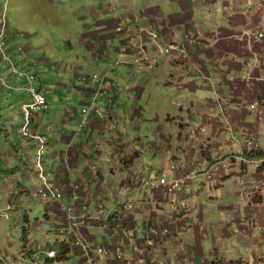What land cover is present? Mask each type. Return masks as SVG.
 I'll return each mask as SVG.
<instances>
[{"label":"crops","instance_id":"0c3cea01","mask_svg":"<svg viewBox=\"0 0 264 264\" xmlns=\"http://www.w3.org/2000/svg\"><path fill=\"white\" fill-rule=\"evenodd\" d=\"M9 4L0 0V10ZM12 7L14 33L8 42L19 46L18 34H31L13 57L15 63L22 67L35 54L29 65L64 67L67 84L54 81L51 87L60 86L79 99L73 110L63 105L59 111L50 104L51 87L38 77L36 86L48 108L33 114L32 129L48 139L46 169L64 188L66 203L73 202L76 190L77 210L84 204L85 212L95 215L103 206L113 222L122 223L108 232L91 223L83 230L92 247L106 249L91 256L95 264H264V163L243 143L258 137L264 154V124L258 122L264 106L257 105L258 100L264 105V39L249 44L232 37L264 25V0H12ZM143 29L154 30L163 46L185 44L191 35L187 58L161 57L152 40L141 34ZM195 32L200 36L194 40ZM128 42L145 44L154 59L152 68L137 70L127 64L132 48L124 53L120 48ZM41 48L74 55L66 56L71 62H60L53 54H39ZM4 68L2 64V76L9 74ZM82 74L112 79L117 93L93 103L91 93L100 78L86 84ZM26 84L13 78L16 88L0 87V203L12 206L8 218L13 216L0 220V226L8 227L6 232L15 227L19 240L17 253L11 255L16 249L7 238L0 251L6 260L0 264H16L17 255L26 245L32 249L33 242L41 248L35 249L38 253L73 242L69 232L57 235L64 224L58 205L40 202L34 196L37 186H27L28 179L34 186L38 180L31 168L35 142L20 131L19 109L30 101ZM110 98L117 108L98 120L95 109L107 108ZM83 119H88L86 127H81ZM216 162L211 187L201 175L178 195L146 186L140 190L129 181L138 167L157 182L172 164L177 168L168 172L169 178L193 164L209 169ZM129 200L136 203V212L120 208ZM34 201L54 224L43 243L22 238L26 226L39 225L25 211L39 205ZM152 225L169 226L171 233L157 246L158 263H139L143 256H136L132 247L143 243L131 232ZM87 257L71 247L59 264H88Z\"/></svg>","mask_w":264,"mask_h":264},{"label":"built area","instance_id":"2783aa9c","mask_svg":"<svg viewBox=\"0 0 264 264\" xmlns=\"http://www.w3.org/2000/svg\"><path fill=\"white\" fill-rule=\"evenodd\" d=\"M13 33L14 32L9 26L8 10L5 5L0 10V66L4 64L6 66L4 69L8 70L9 74L2 76L0 71V87L3 89H11L13 87V78L16 80L25 79L27 81V84L23 89L26 94L30 96V101L25 102L20 106L19 113L21 114L22 118L20 130L23 137L32 138L36 143L32 165V170L35 172L39 182L36 190V196L46 203L57 204L60 206L62 212L65 214L63 228L60 231L61 234L64 235L65 230H68L72 236L73 244L76 250L81 254L88 256L87 258L90 261L92 254L104 253V250L101 248L92 247L87 242V239L83 237L82 232L90 223L99 225L102 228H107V223H109L111 215L105 212L102 207H100V211L97 215H89L85 212L86 206L84 204H82L80 209L77 210L74 202L78 198L76 190L75 194L72 195L73 202L66 203V194L64 188L60 182L52 179L50 173L45 169L43 154L46 151L47 138L40 133L33 132L31 127L33 114L36 112L45 111L48 108V101L46 96L34 87V81L36 80L37 76L33 73V65L31 64L26 68H22L13 61V57L16 55V53L23 50V46H12L11 43L8 42V40L13 36ZM141 34H146V36L151 35L153 38L156 37L153 32L145 29L142 30ZM234 37H236L237 40L247 39L249 43L261 41L264 39V25H262V27L256 31H246ZM187 39L190 42L192 37L188 36ZM128 47H131L133 51V64L138 68L146 67L150 62V55L148 54L144 43L128 42V45L124 46L122 51L126 52ZM185 47L186 46L184 45L170 44L168 46L159 48L162 55L177 58L178 56H188ZM80 77L83 82H88L90 79L89 75H80ZM93 77L97 78L98 76L93 75ZM14 88H16V86ZM113 94H116V88L113 81L107 77L102 78L100 81V86L91 93L92 102L94 103L99 98L111 97ZM116 107V102L110 98L108 100L107 108L95 109L97 113L96 118L103 121L102 119L108 117V111L113 110ZM93 109L94 107L92 106L88 111H85V117ZM258 120L264 123V113L259 115ZM87 121L88 119H83L81 122V127H86L88 124ZM244 143L246 148L251 152L259 149L257 138ZM262 162H264V159ZM217 169H219V162L212 164L209 169L201 168V166L198 165H192L188 170L186 169L184 172H182L178 178L174 179L169 178L167 174L168 172L165 171L162 174L159 183L152 184L151 188H167L178 193L186 184L192 180L200 178L201 175H204L207 178H212L213 172H215ZM127 203L128 202L124 203V207L127 205ZM170 233L171 230L169 226H150L148 228L140 229L136 234L137 238L142 239L145 235H147L148 242L145 248L143 247L144 244H142V246L139 245L132 247L136 256L139 255L143 256L144 258H138L137 262L142 263L144 260L149 259L153 263H158V259L156 258L155 254L157 246H159L163 242L164 237L169 236ZM45 254H47L49 257L55 256V253L52 251L45 252ZM117 258H121V256L117 254ZM18 261L19 264H25L20 260V257ZM29 264H37V261L32 258L29 260Z\"/></svg>","mask_w":264,"mask_h":264},{"label":"rangeland","instance_id":"374dc122","mask_svg":"<svg viewBox=\"0 0 264 264\" xmlns=\"http://www.w3.org/2000/svg\"><path fill=\"white\" fill-rule=\"evenodd\" d=\"M11 1V4H9V21H10V24L12 25V27H13V25H14V22H13V19L15 20V15H16V11H15V8H13L12 7V0H10ZM12 8H13V10H12ZM12 15V20H11V16ZM21 16H23L24 17V13L22 12L21 13ZM23 20H25L24 18H23ZM24 26V28L23 29H25V27H26V25H23ZM195 26H197V25H195ZM198 27H196V29H197ZM247 31V30H246ZM245 31V32H246ZM254 31H256V30H254ZM24 33H28V36L27 37H22V36H20V34H18V36L20 37V41H19V44L21 45V46H23L24 45V43L26 42L25 40H28V38H29V35H31L27 30H24L23 31ZM199 34V33H198ZM234 36L235 35H233L232 37L234 38ZM140 40V39H139ZM187 41H188V39H186ZM195 40V39H194ZM25 41V42H24ZM189 42V41H188ZM192 43V42H191ZM39 54H45L47 57H50L51 56V54H53L55 57H57L58 58V61H60V62H71L69 59H67L66 58V56L68 55V53L69 54H73L74 52H72V51H69L68 53L67 52H65V51H62V52H60V51H44V49L43 48H41V51H39L38 52ZM74 55V54H73ZM37 58V56L34 54V56H33V59L31 58V59H29V58H27V59H25V63H23L24 64V66H22V68H26V67H28L29 66V64H30V62H32L33 63V61H34V58ZM14 61V60H13ZM50 62H55V60H54V58H52V60H49ZM15 62V61H14ZM5 66V65H4ZM35 66V65H34ZM33 66V68H32V70H33V73L34 74H36V80L34 81V87L36 88V89H38V87L36 86V83L37 82H39V80H38V77H40V79H42V80H44V81H46V85H48V86H50L51 87V85H54L53 84V82L54 81H60V82H62L64 85H66L67 84V80H65V78L63 77V74H65V73H67V69H64V67H62L60 70L55 66V65H53V67L51 68V69H45V70H41V69H43L42 67L40 68V67H38V65L36 66V67H34ZM6 67V66H5ZM67 67V66H66ZM41 71H45V72H41ZM41 72V73H40ZM38 74V75H37ZM83 75V74H82ZM134 75H135V72H134ZM162 77H164V75H162ZM98 78L99 77H97V78H94L93 76H90V79H89V81L88 82H84V83H86V84H89L90 83V81L91 80H98ZM160 81V89L161 90H163L164 89V82H163V80H159ZM52 92V93H51ZM49 93H51V95H49V96H51L50 97V104H53V105H55V107H57V109L59 110V111H63V105H66L67 107H69V109H71V110H73L74 109V107L78 104V101H79V99L77 98V96H74V95H71V93L70 92H68L67 93V91L64 89V88H62V87H60V86H57V87H51V89H50V92ZM62 96H64V98H62V100H60L61 99V97ZM260 101H263V99H260ZM258 103L259 104H257L258 106H264V105H261V103L259 102V100H258ZM167 109H168V107H167ZM260 113L261 114H263L264 113V109H262L261 111H260ZM259 117V116H258ZM258 122H260L259 120H258ZM260 123H262V122H260ZM262 124H264V123H262ZM255 138H257L258 139V143H259V149L258 150H256V151H252V152H260L261 151V147H260V139L258 138V137H253V139H255ZM253 139H246V140H243V143L244 142H249L250 140H253ZM244 146H245V143H244ZM246 147V146H245ZM246 150L247 151H250V150H248L247 148H246ZM46 153V152H45ZM44 153V154H45ZM262 153V152H261ZM44 154H43V158H44ZM264 159V156H261V157H258V158H256V161L259 163V164H263L264 162H262V160ZM32 173V172H31ZM33 174V173H32ZM35 177H36V175H35V173L33 174ZM23 176H24V174H23ZM52 176V175H51ZM36 180H37V178H36ZM129 181H133L134 182V179H133V177H131L130 176V180ZM27 186L29 187V188H32V189H34L37 185H33V183L31 182V180L30 179H28L27 180ZM41 202V201H40ZM34 203L35 204H37V203H39L38 201H34ZM10 205V204H9ZM135 205H136V203L134 202V200H129L128 201V203H127V205L124 207V204L123 205H121V207L120 208H122V209H124L125 210V212H136L135 211ZM8 206V205H7ZM5 204H2V203H0V220H8V221H10L11 219H12V217L11 218H8V217H10V215H11V213H12V211L11 210H9L11 207H9V209L8 210H6V207H7ZM31 211H28L27 209L25 210L26 211V213L30 216V220H31V223H34V221L36 220V221H38L39 222V225H35L34 224V226L35 227H40V229H38V230H34L35 229V227L33 228V229H28V227L26 226V229H27V236L26 235H24V240L25 239H27V241H32V239H36V240H39V241H41L42 243H43V239L45 238V235H48V234H46V232H47V230H49V229H51V228H53V226H54V224L51 222V221H49V220H45L44 219V210H43V206L41 205V203H39V205H31ZM21 211H24V210H21ZM6 222V221H5ZM24 225V224H23ZM114 225H117V226H122V223L120 222V221H118V222H113V220H111L110 219V221H109V223H107V228H102L105 232H108L109 230H111V228L112 227H114ZM152 226H159V225H152ZM15 229V227H11L9 230H10V232H6L7 230H8V227H3V225H1L0 226V251H3V248H6L5 246H6V240H7V238H9L10 239V241L11 242H13L14 244V247H15V249H16V252H10L11 253V255L12 254H15V253H17V251H18V242H19V240H18V238H17V236H14V234L16 235L17 234V231L16 230H14ZM142 229V228H141ZM144 229V228H143ZM12 230H14V232H12ZM59 230H60V228H58V232H59ZM140 229H135L134 231H133V233H132V236H136V234L138 233V231H139ZM31 231V232H30ZM34 231V232H33ZM14 233V234H13ZM27 237V238H26ZM52 237V236H51ZM47 239V238H46ZM50 239V238H49ZM50 241H52V240H50ZM53 241H54V239H53ZM141 241H142V243L144 244L143 245V247L145 248L146 247V245H147V242H148V236L147 235H145L142 239H141ZM8 245V244H7ZM32 246H33V250H35V249H38V250H40L41 248L38 246H36V242H33L32 243ZM142 246V245H141ZM232 246H235V247H238V244L236 243V242H233V244H232ZM26 247L28 248V249H30V247H28L27 245H26ZM103 250H104V252L106 251V249L105 248H103ZM37 252V251H36ZM38 253V252H37ZM38 254H42V252H39ZM22 255V253H20L19 255H17V258H19L20 256ZM92 255H94V254H92ZM91 255V256H92ZM2 257H5V256H3V255H1ZM38 259V258H37ZM19 262V261H18ZM37 264H42V260L39 262H37ZM88 264H95V261H94V259L91 257V259H90V261L88 260Z\"/></svg>","mask_w":264,"mask_h":264},{"label":"clouds","instance_id":"9594fccd","mask_svg":"<svg viewBox=\"0 0 264 264\" xmlns=\"http://www.w3.org/2000/svg\"><path fill=\"white\" fill-rule=\"evenodd\" d=\"M5 6V5H4ZM6 7H7V5H6ZM8 10V9H7ZM8 19H9V15H8ZM9 26H10V21H9ZM197 27V26H196ZM145 30H148V31H151V32H153L154 34H155V38H153V36H151V35H147V37L149 38V39H151L152 40V43L154 44V46H155V48L157 49V51H158V54L161 56V57H164V58H167V59H174V60H177L178 58H180V57H182V58H187V56H178L177 58H172V57H168V56H164V55H162L161 53H160V48L159 47H165V46H168V45H170V44H178V43H176V42H171V43H168V44H166V45H162V43L161 42H159L158 41V34L154 31V30H149V29H145ZM13 31V30H12ZM196 31H197V29H196ZM146 35V34H145ZM191 36V35H190ZM198 36H200L199 34H198V32H195V34H194V39H196V37H198ZM192 41H190L189 43H191ZM132 43H134V42H132ZM189 43L187 42V40H186V42H185V44H178V45H184V46H186L187 47V45H189ZM250 44V43H249ZM145 45V44H144ZM18 46V45H17ZM124 46H127V44L125 43V45ZM123 46V47H124ZM123 47H121L120 48V50H121V53H124L123 51H122V48ZM185 47V48H186ZM129 48V47H128ZM23 49H24V47H23ZM128 50V49H127ZM146 50H147V48H146ZM187 51V50H186ZM19 52V51H18ZM147 52H148V50H147ZM188 53V52H187ZM148 54L150 55V62L148 63V65L146 66V67H143V68H138V67H136L134 64H133V57H132V59L129 61V62H127V64L130 66V67H132V68H135V69H137V70H147V69H150V68H152V66H153V62H154V59L152 58V56H151V54L148 52ZM188 55V54H187ZM119 63V61H117L116 62V64H118ZM35 65V64H34ZM33 65V66H34ZM20 66V65H19ZM2 75V74H1ZM93 75H97L99 78H100V81H101V79L102 78H105L104 76L103 77H101V76H99L98 74H93ZM93 75H89V76H93ZM110 80H112V79H110ZM113 81V80H112ZM113 83H114V81H113ZM12 84H13V80H12ZM114 85H115V83H114ZM100 86V85H99ZM98 86V87H99ZM15 86L13 85V87L11 88V89H13ZM97 87V88H98ZM115 88H117L116 87V85H115ZM5 90H9V89H5ZM95 90V89H94ZM116 93H117V89H116ZM117 108V107H116ZM88 122V121H87ZM22 124V123H21ZM21 127V126H20ZM32 128V127H31ZM21 131V130H20ZM32 131H33V129H32ZM34 132V131H33ZM35 133H38V132H35ZM22 134V133H21ZM41 134V133H40ZM43 135V134H42ZM45 136V135H44ZM46 137V136H45ZM23 138H25V137H23ZM30 139H32V138H30ZM33 140V139H32ZM34 142H35V140H33ZM36 144V143H35ZM47 144H48V139H47ZM35 147V146H34ZM35 150V149H34ZM46 150H47V146H46ZM46 152V151H45ZM43 161H44V158H43ZM33 165V164H32ZM32 165H31V168H32ZM44 165H45V162H44ZM193 165H195V164H193ZM190 168V167H189ZM188 168V169H189ZM45 169H46V167H45ZM187 169V170H188ZM47 170V169H46ZM33 171V170H32ZM48 171V170H47ZM49 172V171H48ZM35 173V172H34ZM50 173V172H49ZM51 176V175H50ZM37 177V176H36ZM178 178V177H177ZM193 181H196V182H199L200 181V178H198V179H196V180H192V181H190L189 183H191V182H193ZM213 182V178H207L206 177V186H209V187H211V183ZM187 185V184H186ZM185 185V186H186ZM184 186V187H185ZM183 187V188H184ZM182 188V189H183ZM180 193H182V190L180 191V192H176V195H178V194H180ZM57 205V204H56ZM59 207V209H60V212L64 215V217H65V214L62 212V210H61V208H60V206H58ZM102 208H103V206H102ZM100 209V208H99ZM104 209V208H103ZM99 211L100 210H98V212L97 213H99ZM104 211L105 212H107L105 209H104ZM108 213V212H107ZM108 214H110V213H108ZM111 215V214H110ZM94 226H97L96 224H94ZM99 226V225H98ZM63 228V226H60V230H59V232H58V236H64L66 233H68V230H65V234L64 235H62L61 234V229ZM72 237V236H71ZM45 252H49V250L48 251H44L43 253H45ZM20 253H22V251L20 252ZM19 253V254H20ZM3 259H4V261L6 260V258L5 257H2L1 255H0V260L1 261H3ZM18 259L19 258H17L16 257V259H15V262H17L18 261ZM19 264V263H18Z\"/></svg>","mask_w":264,"mask_h":264},{"label":"trees","instance_id":"16d2710c","mask_svg":"<svg viewBox=\"0 0 264 264\" xmlns=\"http://www.w3.org/2000/svg\"><path fill=\"white\" fill-rule=\"evenodd\" d=\"M252 153H256V158L261 157V155H264L261 152H252ZM24 233H22V238L24 240ZM22 240V249L25 248L24 246V241ZM68 243V242H67ZM71 244H66L64 245L63 243H59V244H53V248H50L49 251H52L55 253L54 257H49L47 254L42 253L41 255L38 254L35 250L33 249H26V250H22V255L20 256V260L22 262H24L25 264H29V260L34 258L37 262L42 260V264H59L60 262L66 260V255L70 252L71 247L72 249L76 252V248L73 244V242H70ZM78 252V251H77ZM40 256H43V258H41ZM38 258V259H37ZM19 263L18 261L16 262V264Z\"/></svg>","mask_w":264,"mask_h":264},{"label":"bare ground","instance_id":"6f19581e","mask_svg":"<svg viewBox=\"0 0 264 264\" xmlns=\"http://www.w3.org/2000/svg\"><path fill=\"white\" fill-rule=\"evenodd\" d=\"M16 82H17V81H16ZM14 84H15V83H14ZM16 84H17V83H16ZM260 114H261V113H260ZM176 168H177V166H176L175 164H172V165L169 166L166 170H163V171L161 172V176H162V174H163L165 171H167V172L175 171ZM134 173H135V176H136L135 179H134V183L137 185V188L140 189V190L142 189L143 186H146L145 188L152 189V188H151V185H152V184H157V183H159V181H160V179H161V177H160L159 181H157V182H155L154 180L147 179V178L144 176L143 169H142L141 167H138V168H136L135 171H133V176H134ZM181 173H182V172H181ZM167 174H168V173H167ZM176 178H177V177H176ZM212 178H213V176H212ZM171 179H174V178H171ZM213 180H214V179H213ZM38 184H39V182H38ZM37 187H38V185H37ZM158 188L176 194V192H174V191H172V190H170V189H167V188H161V187H158ZM153 189H155V188H153ZM36 190H37V189H36ZM36 190L34 191V196H35L39 201H41V202H43V203H46V202L40 200V199L36 196ZM9 207H11V206L8 205V206L6 207V210H8ZM11 209H12V207H11L9 210H11ZM97 214H98V213H97ZM97 214H95V215H97ZM42 253H43V252H42Z\"/></svg>","mask_w":264,"mask_h":264}]
</instances>
